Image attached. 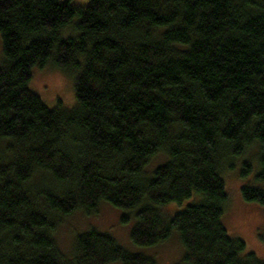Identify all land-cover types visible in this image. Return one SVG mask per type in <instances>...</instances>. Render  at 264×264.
I'll use <instances>...</instances> for the list:
<instances>
[{
    "label": "trees",
    "instance_id": "obj_1",
    "mask_svg": "<svg viewBox=\"0 0 264 264\" xmlns=\"http://www.w3.org/2000/svg\"><path fill=\"white\" fill-rule=\"evenodd\" d=\"M0 35V264H156L96 230L64 256L58 225L103 201L138 246L177 230L185 264H264L223 223L229 159L256 145L264 181V0H0ZM49 61L78 70L72 109L30 89Z\"/></svg>",
    "mask_w": 264,
    "mask_h": 264
},
{
    "label": "rangeland",
    "instance_id": "obj_2",
    "mask_svg": "<svg viewBox=\"0 0 264 264\" xmlns=\"http://www.w3.org/2000/svg\"><path fill=\"white\" fill-rule=\"evenodd\" d=\"M79 6H86L91 0H73ZM73 34L71 29H65L64 37ZM4 60L3 43L0 35V65ZM78 70L58 66L49 61L43 67H35L29 83L30 89L36 92L46 105L54 108L62 105L72 109L77 104L75 81ZM166 160L164 155L156 156L147 166L146 171H152ZM230 166L225 169L224 179L228 202L225 206L223 223L232 237L240 238L246 243V252L254 253L264 260V203L246 201L242 195L245 186H253L264 190V181L257 176L260 172V149L256 145L249 148L241 157L229 159ZM249 163L251 172L243 175V166ZM201 197L194 195L181 203H170L164 210L169 214L182 212L187 206L197 204ZM136 224L135 209H121L109 202L103 201L93 214L77 211L65 216L58 225L54 237L64 256L72 258L75 240L79 235L91 230L112 236L119 245L127 251L151 257L156 264H185L184 248L177 230L165 241L153 246L142 247L131 240V232ZM110 264H122L113 262Z\"/></svg>",
    "mask_w": 264,
    "mask_h": 264
}]
</instances>
